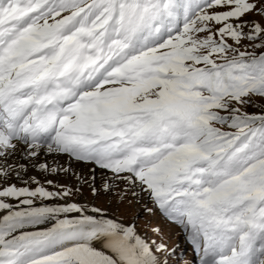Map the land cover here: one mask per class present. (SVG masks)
I'll return each mask as SVG.
<instances>
[{"label":"snow or ice","instance_id":"snow-or-ice-1","mask_svg":"<svg viewBox=\"0 0 264 264\" xmlns=\"http://www.w3.org/2000/svg\"><path fill=\"white\" fill-rule=\"evenodd\" d=\"M252 13L264 0H0V264L170 254L99 207L45 203L66 186L7 183L28 170L9 162L18 152L46 175L70 167L40 157L66 155L138 187L200 264H264V110H244L264 99Z\"/></svg>","mask_w":264,"mask_h":264},{"label":"rangeland","instance_id":"rangeland-1","mask_svg":"<svg viewBox=\"0 0 264 264\" xmlns=\"http://www.w3.org/2000/svg\"><path fill=\"white\" fill-rule=\"evenodd\" d=\"M247 19L260 20L262 23H264V18L260 17L255 13L250 14ZM244 110L249 113L261 112L262 110H264V99H261L259 97H253L252 104L246 106ZM62 159V166H64V160H66V163L70 162H68V160L65 158ZM50 161L53 164L54 160ZM34 163H36V161H28L27 165H29L30 169H34V171L39 172V174L41 175V183L44 184V186L46 185L45 187H47L49 190L55 191V188H59V190H62L60 187L61 185L66 187H70L72 185L71 194L65 199H63L64 201L49 200L46 202L78 203L86 206L89 210L92 207H99L104 210L108 216H113L112 218H117L125 224H135L137 231L150 241H155L156 243H165L167 245V248L170 250V254L166 256L168 264H200L199 254L194 251L193 247L187 241L184 232L177 225L171 223L169 220L163 217V215L153 205L147 193L141 192L139 189L137 195H133V191H135V189H133L127 182H123L117 179L111 180L109 182V184H112V189H115L113 192L111 190H109V192H106L104 190L105 194H103L102 190L99 189L98 192L94 194L92 187L89 186L91 189L88 188L85 190V188L81 189V187H79V182L76 184L74 178L78 176L77 172L79 169H76L75 167L73 169V167H71L70 171L68 172L62 171L59 174L46 175L39 169L33 167L32 165ZM85 168L88 169V167ZM91 169H89L90 172ZM89 175L91 177V174ZM62 176L64 178H60ZM98 176L99 173L96 172L97 183ZM50 178L54 179L53 185H47L45 183V181ZM28 179H25L23 181H27ZM56 179H59L57 180L59 184L55 183ZM13 180V182L15 183L19 182L16 176H14ZM80 180L82 179L80 178ZM2 181H0V183L3 184L4 180L2 179ZM23 181H21V185L23 184ZM118 181L119 183H121V186H119ZM8 182L10 183L11 181ZM75 184L78 187L75 186ZM32 187H35V185L32 184ZM148 208H152V212L147 211ZM156 228H159L160 231H154V229Z\"/></svg>","mask_w":264,"mask_h":264},{"label":"bare ground","instance_id":"bare-ground-1","mask_svg":"<svg viewBox=\"0 0 264 264\" xmlns=\"http://www.w3.org/2000/svg\"><path fill=\"white\" fill-rule=\"evenodd\" d=\"M62 158H65V159H67L65 156H62V155H60V156H54V157H49L48 158V156H41L40 157V160H39V162H45V161H47L50 165H52V166H56L57 164H59V165H62L63 164V159ZM50 160H54L55 161V164L53 165L52 164V162L50 161ZM9 162L10 163H12V164H15V163H17V162H19V163H22V164H27L28 163V161L27 160H23V158H22V156H21V154H19V153H17L15 156H13V157H11L10 158V160H9ZM69 162V161H68ZM83 164V165H82ZM64 167H73V169H74V167L76 168V169H79L78 170V172H77V174H78V176H79V180H78V176L77 177H75L74 179H75V182H76V184L79 182V184H80V186L79 187H81V189H84L85 188V190L86 189H91L90 187H89V184H90V179H89V177H90V175L89 174H91V176L94 174L95 176H96V172H98L99 173V176H98V183H97V179L95 180L96 181V183H95V187L99 190H102V192H103V194H105L104 192L106 191H104V187H103V185H104V182H107V183H109L111 180H113L112 178H111V175L110 174H107V176H108V179H107V181L105 180V173H104V170H102V169H97V170H95V173H93L92 171L90 172L89 171V169H91L92 168V165H89V164H85V163H83V162H79V161H70L69 163H66V160H64ZM85 167H88V169H86ZM38 172V171H37ZM36 171H34V169H30V167H28V170H27V172L26 173H21V178L20 179H17L19 182H17L16 184L17 185H21V181H23V180H25V179H28L30 176L31 177H35V178H37L38 180H40L41 181V175L39 174V172L37 173ZM43 174V173H42ZM14 176H15V174H12L11 175V177L6 181L7 183H9L8 181H11V182H13L14 180H13V178H14ZM60 178H64L63 176L62 177H60ZM80 178L82 179V180H80ZM50 180H52V181H54V179L52 178H50ZM57 180H59V179H56V184L58 183L57 182ZM0 181H2V179L0 178ZM104 181V182H103ZM3 182V181H2ZM10 182V183H11ZM124 182V181H123ZM4 183H5V181H4ZM13 183H15V182H13ZM0 184H2V183H0ZM56 184H55V187H56ZM59 184V183H58ZM75 184V186H77ZM118 184H119V186H121V183H119V181H118ZM127 184V183H126ZM31 186H32V184H31ZM46 186V185H45ZM118 186V187H119ZM69 187V186H68ZM67 187V188H68ZM71 187H72V185L69 187V189H71ZM78 187V186H77ZM87 187V188H86ZM56 190L55 191H60L59 190V188L57 189V188H55ZM73 189V188H72ZM115 189H111V191L113 192ZM106 192H109V191H106ZM135 192L136 193H138L139 192V188L137 187V188H135ZM63 199H65V198H63ZM63 199H60V198H55V200H51V201H61V200H63ZM64 201V200H63ZM66 201V200H65ZM45 203H61V202H46L45 201ZM65 203H69V202H65ZM109 217H111V216H109ZM113 217V216H112ZM111 217V218H112ZM164 218L165 219H167L165 216H164ZM168 220V219H167ZM171 222V221H170ZM171 223H174V222H171ZM175 225H177L181 230H182V227H180L178 224H176V223H174ZM188 241V240H187Z\"/></svg>","mask_w":264,"mask_h":264}]
</instances>
